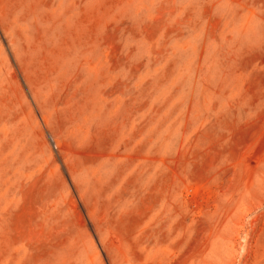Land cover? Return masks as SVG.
<instances>
[{
	"label": "rangeland",
	"instance_id": "374dc122",
	"mask_svg": "<svg viewBox=\"0 0 264 264\" xmlns=\"http://www.w3.org/2000/svg\"><path fill=\"white\" fill-rule=\"evenodd\" d=\"M0 264H264V0H0Z\"/></svg>",
	"mask_w": 264,
	"mask_h": 264
}]
</instances>
